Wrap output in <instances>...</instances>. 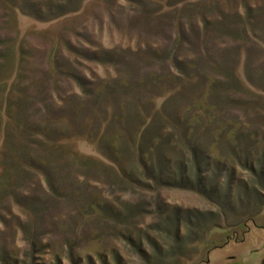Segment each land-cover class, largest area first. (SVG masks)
I'll list each match as a JSON object with an SVG mask.
<instances>
[{
	"label": "rangeland",
	"instance_id": "rangeland-1",
	"mask_svg": "<svg viewBox=\"0 0 264 264\" xmlns=\"http://www.w3.org/2000/svg\"><path fill=\"white\" fill-rule=\"evenodd\" d=\"M0 264H264V0H0Z\"/></svg>",
	"mask_w": 264,
	"mask_h": 264
},
{
	"label": "trees",
	"instance_id": "trees-1",
	"mask_svg": "<svg viewBox=\"0 0 264 264\" xmlns=\"http://www.w3.org/2000/svg\"><path fill=\"white\" fill-rule=\"evenodd\" d=\"M42 18H43V17H42ZM42 18H41V19H42ZM29 198H30V197H29ZM5 259H6V258H5ZM3 260H4V259H3ZM4 262H5V261H4ZM5 263H7V261H6Z\"/></svg>",
	"mask_w": 264,
	"mask_h": 264
}]
</instances>
